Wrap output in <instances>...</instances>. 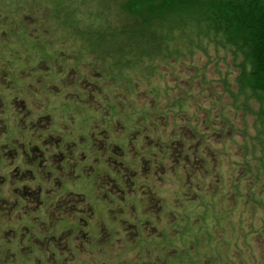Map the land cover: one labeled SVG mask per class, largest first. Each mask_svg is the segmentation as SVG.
<instances>
[{
	"label": "rangeland",
	"instance_id": "rangeland-1",
	"mask_svg": "<svg viewBox=\"0 0 264 264\" xmlns=\"http://www.w3.org/2000/svg\"><path fill=\"white\" fill-rule=\"evenodd\" d=\"M81 2L73 0L71 10L58 14L55 0H0V58L7 60L0 67L10 68H0V164L11 160L17 188L25 182L44 188L43 208L72 194L68 198L104 208V217L91 221L89 239L64 233L59 241L30 240L29 228L24 235L11 230L35 219L19 210L22 196L10 191V173L0 171V212L11 223L0 220V248L15 233L14 258L0 251V264H172L177 258L188 264L190 245L200 238L218 242L210 256L199 247L207 253L203 264H264V236H258L264 207L246 206L247 184L240 181V130L252 119L234 118L217 70H224L223 63L218 66L213 50L168 58L159 45L147 44L143 59L127 66V43L111 40L116 33L110 35L104 21L91 23ZM97 71L108 86L85 79L98 77ZM85 90L94 97L90 104ZM57 139L63 151L76 141L71 170L66 161L54 168L44 152ZM89 141L93 154L78 159ZM37 148L43 156L33 157ZM144 170L156 172V183L145 181ZM34 215L40 218V212Z\"/></svg>",
	"mask_w": 264,
	"mask_h": 264
},
{
	"label": "trees",
	"instance_id": "trees-1",
	"mask_svg": "<svg viewBox=\"0 0 264 264\" xmlns=\"http://www.w3.org/2000/svg\"><path fill=\"white\" fill-rule=\"evenodd\" d=\"M55 1L53 10L58 14L72 9L73 0ZM81 1V6L90 9L91 23L98 22L99 26L104 21L103 25L110 27L109 34L116 33L111 40L117 41L120 37L127 43L129 55L120 54L127 66L143 59L147 44L159 45L161 54L168 58L214 51L218 66L223 63L225 67L217 70L222 75L225 93L233 100L230 108L234 118L252 119L251 126L240 130L244 140L241 151L245 153L240 181L247 184L244 185L246 206L255 210L259 205L264 207V0ZM38 5L43 7L44 2L39 1ZM177 44L185 45L188 53H182L180 49L184 46ZM224 112L223 117H226ZM238 189L241 194L239 186ZM254 235L263 237L264 226L258 236ZM216 243L217 239L210 238L193 241L188 264H203L202 257L214 253L218 248ZM177 263L178 258L172 264ZM232 263L237 264L234 260Z\"/></svg>",
	"mask_w": 264,
	"mask_h": 264
},
{
	"label": "flooded vegetation",
	"instance_id": "flooded-vegetation-1",
	"mask_svg": "<svg viewBox=\"0 0 264 264\" xmlns=\"http://www.w3.org/2000/svg\"><path fill=\"white\" fill-rule=\"evenodd\" d=\"M4 59L5 58H0V60L2 61V62H0V64L5 62V61H7V60L4 61ZM3 67L7 68L8 70H10V68L5 66L4 64L0 68H3ZM66 75H67V72H66ZM96 75H98V77L85 76V79L87 80V78L90 77L92 79H95L97 82H103L105 86L109 85L108 84V79H106L103 76V74H101L100 72L97 71ZM59 76H60V74H59ZM62 76L65 77L64 74ZM58 79L60 80V83H63V80L61 78H58ZM70 85L74 87L75 83H71ZM86 87H88V86H86V83H85L84 87H82V88H86ZM77 88H81L80 85ZM85 92H86V96H85L86 103H88V104L92 103V101H89V100L90 99L94 100V97L89 95V93L86 90H85ZM89 111L93 112L94 110L89 108ZM40 119H41V117L39 118V120ZM48 128H50V127H48ZM48 128H47V130H48ZM54 129H57V128H54ZM55 135L57 136L56 132H55ZM52 136H53V134H52ZM52 136H50V138H52ZM58 136H59V134H58ZM161 137L163 138V134H161ZM68 142H70V143L68 144V146L66 145L64 147V149H65L64 151H63V145L61 146L62 141H60L59 139H57L56 141H52V142H47L46 143V147H45L44 152H46V153H48L50 155L49 156L50 164H52V162H53L54 164H52V165H54V168H56V169H60V167H62L61 165H62V163L64 161L68 162V165H67V169L68 170H71L72 168L76 167L74 165L75 161L73 160V158H75V157H73L74 152L72 150L73 146H75L74 142H76V141H68ZM93 144H94L93 141H91L90 143H87V145H86V149L87 150H84V152H81L78 155L79 156L78 159L85 160L86 157H87L86 152H89L90 154H93V151H92L93 150V148H92ZM1 148H4V147L2 146ZM36 150H38L39 152L35 151L36 154L33 155V157H41V156H43V154H42V152L40 151L39 148H37ZM8 153L11 156V152H8ZM66 153H69L67 157H65ZM172 155L169 154V156H172ZM6 158H7V156L4 155V159H6ZM187 158H188L187 160L189 161L190 160V156L187 155ZM20 162H22L25 165V161L24 160L21 159V161L19 160V163ZM5 164H3V165L0 164V171L7 172V173L9 172L10 173L8 175L10 177V184H9V186H11L9 188L10 191L11 190H16L17 193H19L22 196L21 200H20L21 208L19 210L23 211L25 213V215H28L27 217H29L31 220L35 219V220H33V222H31L32 226H30V225L18 226L17 229H11L13 232L18 230L20 233H22V235H24L23 233H25V232H23V231L25 229L29 228L28 234L30 235V240H34L35 242L39 241L41 243L47 242V239L49 237H51V239H54V241L55 240L59 241V236L60 235L62 236V234H64V233H66V234H64V237H66L67 239H72V238L82 239L81 236L86 237V239H89V234H90V231L88 229L89 228V224L91 223V221L93 222V220L96 219V217L99 218V220L103 219V217H104V215H103L104 208H102L100 206L99 207H91L90 205L86 204V201L83 198H80V199H77V198L70 199V198H68L72 194H68V195L59 197L54 202L52 201L51 205H49L46 208H43V201H42V194L43 193L42 192H43L44 188H42L41 185L34 186L32 188L28 187V186H26V184H25L26 182L25 181H24L25 183H22L19 186V188H17L16 187L17 182L13 178V171H14L15 167H14V169H11L8 166L9 164H11V160H8V162H7V160H5ZM174 170L177 173H180L179 170H176V169H174ZM61 171L64 172L63 168H61ZM102 172H103V174H106L104 172V170ZM143 174H144L145 181L150 180V178H151V181H149V182L156 183V180H155L156 172L151 174V173L146 172V170H144ZM43 177L46 179L45 176H43ZM121 183H122V185H126L124 182H122V180H120V184ZM143 189H144V187H143ZM49 190L50 189H48V191ZM75 196L79 197L81 195H75ZM68 203H71V204H68ZM59 204H61V205H59ZM31 206H33V208H31L29 211H27L28 207H31ZM51 206L56 208V210L54 208H52L53 209L52 210ZM41 208H43V209H41ZM131 208H132V206H131ZM37 212H40V218L39 219L37 218V216L34 215V213H36V215H37ZM57 213H59L60 217H58ZM77 213L81 214L82 216L77 217L76 216ZM108 214H111V212H108ZM21 217L18 218V219H21ZM8 218H10V215H8V213L0 212V220L1 221H3L2 219H6V221H8L7 220ZM56 220H57L58 225L53 230H50V227H52V224ZM63 220H65V223H64L65 228L60 232L59 231V222H61ZM25 222H27V221H25ZM5 223L11 224L9 221L5 222ZM72 224L74 226H77L79 228V230L78 229L77 230H73V228H71ZM100 224H101V222H100ZM1 228H2V225L0 224V231H1ZM8 231H10V229ZM8 231L6 230L5 234H8ZM0 235H2V233ZM14 235H15V233L11 236L10 241L5 240V242H6L5 243L6 244L5 247L2 246L0 248L1 254L3 256H5L6 258H8L9 254H10V256H11L10 260H13V258H14L13 257V255H14L13 251L14 250H13V247H12V237H14ZM0 238H2V237H0ZM1 241L4 242L3 239H1L0 242ZM17 243H20L22 245L21 238L18 237Z\"/></svg>",
	"mask_w": 264,
	"mask_h": 264
}]
</instances>
